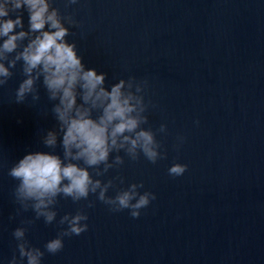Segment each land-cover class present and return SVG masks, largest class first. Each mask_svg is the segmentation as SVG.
I'll return each instance as SVG.
<instances>
[{
	"label": "clouds",
	"instance_id": "1",
	"mask_svg": "<svg viewBox=\"0 0 264 264\" xmlns=\"http://www.w3.org/2000/svg\"><path fill=\"white\" fill-rule=\"evenodd\" d=\"M78 3L65 0V9ZM66 24L78 27L79 21L71 14H62L54 0H0V88L8 84L20 64L24 79L15 90V103L24 104L29 97L38 102V83L42 84L56 121L41 137L50 151L29 152L8 169V176L17 181L13 197L19 206L9 219L29 210L34 218L21 220L22 226L13 230L15 251L7 264H42L45 253L54 255L64 248L65 237L88 230L84 207L64 214L57 222L56 206L61 197L76 204L87 201L86 207L91 208L95 201L89 197L93 195L110 212L129 210L133 219L139 218L141 209L157 198L155 193L141 192L143 182L118 187L117 182L125 183L119 174L107 180L100 177L119 170L125 157L135 162L142 156L152 164L167 158L157 139L158 134H167V124H160L155 131L145 127L149 125V108L154 107L145 100L147 81L130 76L106 86L107 73L85 65L76 43L67 39L71 33ZM185 139L178 136L177 146ZM187 168V164L176 162L168 174L180 177ZM110 189L115 195H108ZM41 219L46 225H67L44 244L43 250L31 245L25 226Z\"/></svg>",
	"mask_w": 264,
	"mask_h": 264
}]
</instances>
